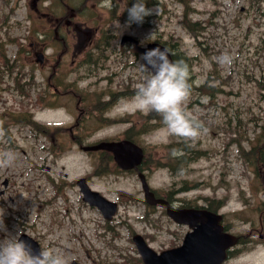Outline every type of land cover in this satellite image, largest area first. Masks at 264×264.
<instances>
[{
    "label": "rangeland",
    "instance_id": "rangeland-1",
    "mask_svg": "<svg viewBox=\"0 0 264 264\" xmlns=\"http://www.w3.org/2000/svg\"><path fill=\"white\" fill-rule=\"evenodd\" d=\"M183 1H187L186 5L178 0H158L159 14L146 17L142 25L133 24L122 34L136 36L142 44L154 39L174 44V52L185 62V58L191 61L196 85L205 83L211 75L210 81L218 87L212 96L195 90L186 105L207 128V133L192 143L205 150L206 156L195 159L186 173L175 177L168 168L153 166L162 158L166 162L167 151L161 147L172 142L173 137H167L160 129L141 137L139 142L149 149L147 166H152L149 183L162 191L186 187L188 190L178 197L199 205L220 199L224 205L220 212L226 213L231 232L250 233L252 240L245 249L253 246L227 264H264V243L257 242L262 232L259 220L264 219V187L259 191L252 169L239 152L240 144L249 149V139L256 136V125L264 117V92L259 89V80L264 79V5L261 0ZM47 4V0H0V40L6 55L14 59L19 48L15 42H8V37L22 39L28 51L22 50L18 58L26 65L25 71H29V64L37 63L36 52L42 47L32 28H50L47 24L52 20L51 14L44 15ZM122 4L116 15L121 14ZM88 5L84 13L95 12L103 19L108 8L114 7L110 2L90 1ZM118 20L121 25L126 23L113 15L102 27L114 34L112 42L119 49L122 35L114 30ZM89 21L79 15L67 26L65 21L60 33L75 43L77 50L89 48L94 37V25ZM152 33L155 35L149 39ZM224 54L233 58L230 66L217 63L216 58ZM127 62L133 65L126 67L119 63V56L112 55L109 67L99 73L108 78L84 77L79 86L91 91L105 86L118 91L129 85L131 91L142 77L139 65L143 62L134 57H128ZM33 73L34 100L36 93L46 88L48 69L39 65ZM12 85L8 74L0 75V129L4 133L0 136V153L11 151L16 156L11 167L0 168V210L7 228V233L0 232V239L28 234L42 247L62 253L68 264H125V257L138 255L132 241L134 233L150 235L148 243L158 252L182 243L188 227L175 224L162 208H157L149 220L143 219L146 208L141 202L143 191L136 174L92 175L93 156L74 145L68 134L71 124H76L75 101L61 100L53 108L36 109L35 119L50 127L49 135H38L30 126L8 124L7 120L3 125L2 113L14 106L18 108L22 98ZM118 101L95 118L81 121L80 127L90 134H81L88 136L87 143L118 139L134 125L144 124L140 113L131 106H118ZM52 143L58 150H68L58 156L51 151ZM88 175L93 189L119 200L120 210L112 222L104 220L97 209L82 200L76 181ZM56 186L60 188L58 195Z\"/></svg>",
    "mask_w": 264,
    "mask_h": 264
},
{
    "label": "clouds",
    "instance_id": "clouds-1",
    "mask_svg": "<svg viewBox=\"0 0 264 264\" xmlns=\"http://www.w3.org/2000/svg\"><path fill=\"white\" fill-rule=\"evenodd\" d=\"M128 19L124 25L116 21L115 34L121 36L126 28L133 24L142 25L146 17L159 14V6L149 8L146 0H135L131 7H126ZM155 33L150 34L151 39ZM172 53L167 48H155L146 52L139 68L145 74L136 85L131 98L118 101V106L133 107L142 113H154L160 117L162 128L167 137H175L184 142L195 143L207 133L204 124L190 113L186 105L191 98L193 85L191 69L183 59H171ZM222 67L230 66L233 58L224 54L216 58ZM4 135L0 129V136ZM173 156L177 152L173 150ZM14 152L0 153V168L11 167L15 162ZM0 210V232L7 233ZM0 264H68L66 257L52 248H33L32 244L15 236L7 235L0 239Z\"/></svg>",
    "mask_w": 264,
    "mask_h": 264
},
{
    "label": "water",
    "instance_id": "water-1",
    "mask_svg": "<svg viewBox=\"0 0 264 264\" xmlns=\"http://www.w3.org/2000/svg\"><path fill=\"white\" fill-rule=\"evenodd\" d=\"M126 41H133V38L123 37L122 43ZM155 48L166 47L159 43H151L147 48L140 49L146 53ZM98 147L113 151L118 164L126 169L137 167L143 159V150L130 141L102 143ZM142 181L147 200L151 203L162 202L156 200L149 191L143 176ZM79 184L82 185L85 199L99 206L110 219L116 211V205L87 188L85 180L79 181ZM168 214L178 223L188 224L192 231L187 233L181 247L160 255L151 250L141 236H136L134 239L146 264H222L227 257V249L238 242L237 237L223 231L220 223L222 217L215 213L193 209L174 211L169 208Z\"/></svg>",
    "mask_w": 264,
    "mask_h": 264
},
{
    "label": "trees",
    "instance_id": "trees-1",
    "mask_svg": "<svg viewBox=\"0 0 264 264\" xmlns=\"http://www.w3.org/2000/svg\"><path fill=\"white\" fill-rule=\"evenodd\" d=\"M264 2V0H262ZM135 2V0H133L130 4V7L132 6V4ZM73 6V5H72ZM64 9L66 10L67 13L71 14V10L69 9V6L68 5H65L64 6ZM261 90H264V82L261 84ZM95 106H98V105H95ZM28 120L31 121V114L28 113ZM160 123H154V125H151L149 126L148 128H144L143 129V132H148L150 130H152L153 128L159 126ZM263 129H264V126H263ZM264 135V134H263ZM261 151L262 153L259 155V157L257 158V161H256V164L257 165H260L262 164V162L264 161V146L261 147ZM178 159H181L180 157Z\"/></svg>",
    "mask_w": 264,
    "mask_h": 264
},
{
    "label": "flooded vegetation",
    "instance_id": "flooded-vegetation-1",
    "mask_svg": "<svg viewBox=\"0 0 264 264\" xmlns=\"http://www.w3.org/2000/svg\"><path fill=\"white\" fill-rule=\"evenodd\" d=\"M65 54H60V55H49V54H46L43 56V61L45 62V64L47 66H50L52 63H54L56 61V65L58 63H63L62 61L64 60V62L67 61V59L64 58ZM53 59H56V60H53ZM62 60V61H61ZM75 58H72V61H74ZM175 205H180L179 203H175Z\"/></svg>",
    "mask_w": 264,
    "mask_h": 264
}]
</instances>
